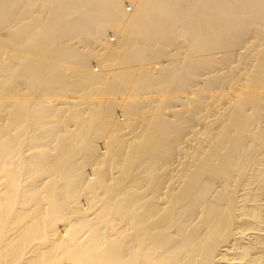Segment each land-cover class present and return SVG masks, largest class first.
I'll return each instance as SVG.
<instances>
[{
    "label": "bare ground",
    "instance_id": "obj_1",
    "mask_svg": "<svg viewBox=\"0 0 264 264\" xmlns=\"http://www.w3.org/2000/svg\"><path fill=\"white\" fill-rule=\"evenodd\" d=\"M0 264H264V0H0Z\"/></svg>",
    "mask_w": 264,
    "mask_h": 264
},
{
    "label": "rangeland",
    "instance_id": "obj_2",
    "mask_svg": "<svg viewBox=\"0 0 264 264\" xmlns=\"http://www.w3.org/2000/svg\"><path fill=\"white\" fill-rule=\"evenodd\" d=\"M126 6H127V10L130 12V10L132 9V7L129 6V3H127ZM130 7H131V8H130ZM108 36H109V38H110L111 41H113V40L115 39V38H114V35H113L112 33H109ZM240 52H241V53H244V52H246V50L243 49V50H241ZM94 66H95V69H94V70L97 72L99 68L96 67L97 65H94ZM118 116H119V115H118ZM101 141H102V140H100V141L98 142L99 145L97 144V149H98V150H100V149L102 150L103 145H102V142H101ZM54 145H55V143H54ZM54 145H53V146H54ZM54 148L56 149L55 146H54ZM35 150H36V149H35ZM35 150H34V151H35ZM32 151H33V150H32ZM31 154H33V153H30L29 155H31ZM90 172H91V171H90L89 168H86V169H85V173H86V174H89ZM84 206H85V205H84ZM60 224L62 225L63 223H60ZM61 225H59V226H61ZM61 228H62V227H61Z\"/></svg>",
    "mask_w": 264,
    "mask_h": 264
}]
</instances>
